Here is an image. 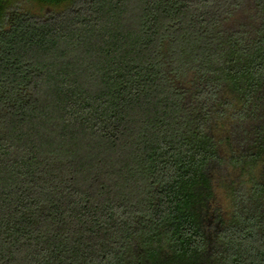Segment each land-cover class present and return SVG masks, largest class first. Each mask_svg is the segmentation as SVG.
Returning <instances> with one entry per match:
<instances>
[{"label":"trees","instance_id":"1","mask_svg":"<svg viewBox=\"0 0 264 264\" xmlns=\"http://www.w3.org/2000/svg\"><path fill=\"white\" fill-rule=\"evenodd\" d=\"M0 264H264V0H0Z\"/></svg>","mask_w":264,"mask_h":264},{"label":"rangeland","instance_id":"2","mask_svg":"<svg viewBox=\"0 0 264 264\" xmlns=\"http://www.w3.org/2000/svg\"><path fill=\"white\" fill-rule=\"evenodd\" d=\"M215 194H216V200H215L216 205L219 208H221L224 213L228 212L229 200L224 189L219 184L216 185Z\"/></svg>","mask_w":264,"mask_h":264}]
</instances>
